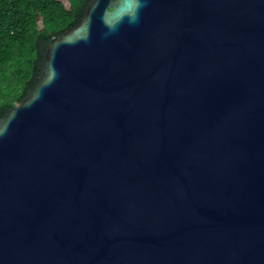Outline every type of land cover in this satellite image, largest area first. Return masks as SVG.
<instances>
[{
    "label": "water",
    "instance_id": "95a60500",
    "mask_svg": "<svg viewBox=\"0 0 264 264\" xmlns=\"http://www.w3.org/2000/svg\"><path fill=\"white\" fill-rule=\"evenodd\" d=\"M0 264H264V0H92L0 119Z\"/></svg>",
    "mask_w": 264,
    "mask_h": 264
},
{
    "label": "trees",
    "instance_id": "16d2710c",
    "mask_svg": "<svg viewBox=\"0 0 264 264\" xmlns=\"http://www.w3.org/2000/svg\"><path fill=\"white\" fill-rule=\"evenodd\" d=\"M92 0H0V119L38 83L53 37L81 22Z\"/></svg>",
    "mask_w": 264,
    "mask_h": 264
}]
</instances>
